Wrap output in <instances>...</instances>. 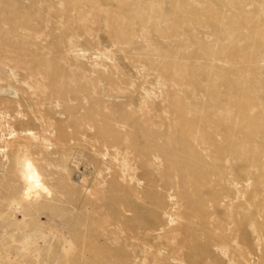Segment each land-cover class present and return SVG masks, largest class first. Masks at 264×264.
<instances>
[{
    "label": "rangeland",
    "instance_id": "374dc122",
    "mask_svg": "<svg viewBox=\"0 0 264 264\" xmlns=\"http://www.w3.org/2000/svg\"><path fill=\"white\" fill-rule=\"evenodd\" d=\"M0 264H264V0H0Z\"/></svg>",
    "mask_w": 264,
    "mask_h": 264
},
{
    "label": "bare ground",
    "instance_id": "6f19581e",
    "mask_svg": "<svg viewBox=\"0 0 264 264\" xmlns=\"http://www.w3.org/2000/svg\"><path fill=\"white\" fill-rule=\"evenodd\" d=\"M24 172L26 177V194L24 199L27 201H35L40 197L41 193H50L49 186L45 183L40 169L32 160H25ZM86 172V171H83Z\"/></svg>",
    "mask_w": 264,
    "mask_h": 264
}]
</instances>
